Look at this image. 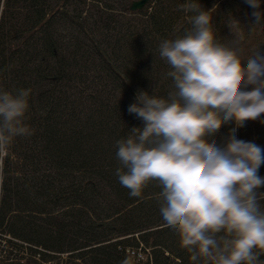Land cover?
Returning <instances> with one entry per match:
<instances>
[{
  "label": "trees",
  "instance_id": "trees-1",
  "mask_svg": "<svg viewBox=\"0 0 264 264\" xmlns=\"http://www.w3.org/2000/svg\"><path fill=\"white\" fill-rule=\"evenodd\" d=\"M133 1L0 0V89H31L24 120L32 130L0 152V264H53L63 255L62 264H192L178 234L162 227L158 183L131 197L116 175L117 141L143 127L128 107L140 90L175 91L159 45L183 35L192 14L187 0L131 11ZM196 2L242 61L264 51V0L258 24L246 0ZM261 120L236 136L264 150ZM233 127L222 125L214 139Z\"/></svg>",
  "mask_w": 264,
  "mask_h": 264
},
{
  "label": "clouds",
  "instance_id": "clouds-1",
  "mask_svg": "<svg viewBox=\"0 0 264 264\" xmlns=\"http://www.w3.org/2000/svg\"><path fill=\"white\" fill-rule=\"evenodd\" d=\"M246 2L260 23V0ZM183 11L192 14L191 27L159 45L175 91L167 97L137 92L128 112L143 127L117 141L122 167L116 175L131 197L158 183L162 227L178 234L192 264H264V150L236 136L264 114V51L242 61L239 49L216 39L211 10L187 0ZM30 92L0 89V152L32 134L24 120ZM232 122L218 143L216 133Z\"/></svg>",
  "mask_w": 264,
  "mask_h": 264
},
{
  "label": "water",
  "instance_id": "water-1",
  "mask_svg": "<svg viewBox=\"0 0 264 264\" xmlns=\"http://www.w3.org/2000/svg\"><path fill=\"white\" fill-rule=\"evenodd\" d=\"M150 0H136L131 3L130 10H141Z\"/></svg>",
  "mask_w": 264,
  "mask_h": 264
},
{
  "label": "rangeland",
  "instance_id": "rangeland-1",
  "mask_svg": "<svg viewBox=\"0 0 264 264\" xmlns=\"http://www.w3.org/2000/svg\"><path fill=\"white\" fill-rule=\"evenodd\" d=\"M2 255V256H1ZM1 257H4V254H3V252L1 251V248H0V258ZM64 258H65V255H63V256H57L55 259H54V261H53V264H62V262H63V260H64Z\"/></svg>",
  "mask_w": 264,
  "mask_h": 264
}]
</instances>
